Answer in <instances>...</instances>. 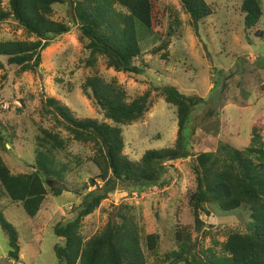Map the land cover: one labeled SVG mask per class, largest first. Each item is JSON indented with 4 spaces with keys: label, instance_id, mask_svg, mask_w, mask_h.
<instances>
[{
    "label": "rangeland",
    "instance_id": "1",
    "mask_svg": "<svg viewBox=\"0 0 264 264\" xmlns=\"http://www.w3.org/2000/svg\"><path fill=\"white\" fill-rule=\"evenodd\" d=\"M73 1L61 0L53 6L54 19L66 23L70 30L49 39L36 71L19 72L0 56L3 65L0 67V123L13 126L15 135L8 144L9 151L1 153L13 173L28 172L34 164L39 126L57 129L63 137H68L67 131L48 111L47 98L57 99L79 119L103 120L100 110L83 92V83L92 74L116 79L130 98L153 90L154 104L144 118L123 126L124 154L134 161L146 150L173 146L177 137L176 109L157 94L154 86L171 85L186 95L202 97L205 102L193 109L185 130L191 154L168 163L162 178L164 185L126 189L122 184H114L100 206L83 219L81 231L87 238L92 236L112 217H117L121 205L127 204L142 227V237L145 239L153 233L160 237L158 262L151 257L149 264H200L188 255V263L177 262L173 256L166 259L167 254L179 250L177 231L181 234L180 240L186 239V233L192 235L197 242L195 256L204 264L208 250L220 254V246L214 242L226 239L223 231L244 229L251 220L250 212L244 207L223 212L207 205L209 215L202 213L201 231H198L189 194L196 187L191 167L193 154L215 150L221 141L238 149L246 147L256 121H260L264 136V0H257L263 15L250 29L244 23L243 0H206L214 14L201 21L197 28L193 27L180 0H158L164 11L163 22L153 33L147 32L141 38L145 66L140 65L139 74L108 68L102 59L95 68L86 64L88 52L78 37L72 17ZM7 4L8 0H2L4 8ZM176 19L178 25L174 24ZM137 27L140 35L143 27L140 24ZM260 31L262 36H256ZM34 39L13 19L0 23V40ZM162 43L166 46L157 50ZM164 52L167 53L165 65L161 63ZM2 135L7 134L2 132ZM67 148L69 155L61 151L58 156L61 161L69 162L71 171L67 172L63 185L45 181L48 194L35 217L28 216L0 187V211L15 228L20 242L19 260L6 258L8 239L0 228V264H57L54 246L57 242L63 245L64 241L55 235L54 225L74 217L73 210L86 192L84 186L88 190L95 187L90 185L91 178L103 188L102 181L96 178L97 168L88 162L92 146L72 141ZM50 186H61L60 195L55 196ZM207 231L211 233H204ZM143 249L149 254L144 245Z\"/></svg>",
    "mask_w": 264,
    "mask_h": 264
},
{
    "label": "trees",
    "instance_id": "2",
    "mask_svg": "<svg viewBox=\"0 0 264 264\" xmlns=\"http://www.w3.org/2000/svg\"><path fill=\"white\" fill-rule=\"evenodd\" d=\"M60 2L8 0V7L4 8L0 0V23L13 19L28 35L35 37L34 40H0V56L4 57L7 65L17 67L19 72L36 71L49 39L70 30L66 23L54 19L53 6ZM180 2L194 28L214 14L212 5L206 0ZM71 7L78 37L88 52L85 61L88 66L95 68L97 61L102 59L106 67L116 71L140 73L141 66H145L141 38L147 32L153 33L163 22L164 11L158 0H75ZM241 9L246 29L254 27L263 15L257 0H243ZM138 24L144 30L140 35ZM174 24L178 25L177 19ZM255 34L262 36L261 31ZM165 46L166 43H162L157 50ZM161 58L165 65L167 53L164 52ZM153 89L176 109L177 137L173 146L146 150L137 161L124 154L123 126L144 118L154 104L153 90L130 98L116 79L107 80L99 74L85 79L83 92L100 110L103 120L79 119L57 99L47 98L48 111L67 131L68 137H63L57 129L39 126V134L35 136L34 164L28 172L13 173L6 163L1 152L9 151L8 144L15 135L13 126L0 123V187L31 218L38 214L48 194L45 181L63 185L67 172L71 171L69 162L61 161L58 153L65 151V156L69 155L67 147L72 141L92 146L88 162L97 168L96 178L102 181L103 188H99L95 178H91L90 185L95 187L88 190V186H84L86 192L73 210L74 217L54 225L55 235L64 241L63 245L57 242L54 246L57 264H149L151 257L158 262L159 235L153 233L144 239L142 227L131 212L132 207L127 204L121 205L116 212L117 217H112L92 236L87 238L81 231L83 219L100 206L114 184H122L126 189L154 184L163 186L162 178L168 163L190 156L186 126L193 109L205 100L197 95H186L171 85L154 86ZM2 132L7 135H2ZM263 137L260 121H256L246 147L238 149L221 141L215 150L192 156L196 187L189 194V204L198 231H201L202 213L209 215L207 205H214L223 212L244 207L250 212L251 219L244 229L236 227L223 231L226 239L221 243L214 242L220 246V254L208 250L204 264H264ZM50 189L55 196L62 191L61 186H50ZM0 228L8 239L6 258L18 261L20 242L17 232L1 211ZM185 235L186 239L180 240L181 234L176 232L179 250L167 254L166 259L173 256L177 262L188 263V256H191L193 262L202 264L195 256L197 242L191 234ZM143 245L149 254L144 252Z\"/></svg>",
    "mask_w": 264,
    "mask_h": 264
}]
</instances>
